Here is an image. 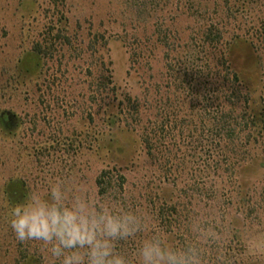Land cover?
Wrapping results in <instances>:
<instances>
[{
	"label": "rangeland",
	"instance_id": "374dc122",
	"mask_svg": "<svg viewBox=\"0 0 264 264\" xmlns=\"http://www.w3.org/2000/svg\"><path fill=\"white\" fill-rule=\"evenodd\" d=\"M227 1L243 5L216 17L242 87L235 113L264 119V0ZM196 21L174 0H0V264L22 261L12 205L64 177L96 197L97 176L114 168L126 177L119 203L142 213L145 234L199 241L204 264H264V137L228 161L218 152L216 85L207 89L204 56L200 74L185 67ZM140 239L118 250L132 255ZM23 243L45 264L38 242Z\"/></svg>",
	"mask_w": 264,
	"mask_h": 264
},
{
	"label": "clouds",
	"instance_id": "9594fccd",
	"mask_svg": "<svg viewBox=\"0 0 264 264\" xmlns=\"http://www.w3.org/2000/svg\"><path fill=\"white\" fill-rule=\"evenodd\" d=\"M9 224L18 241L38 242L45 264H204L199 241L178 247L159 233L145 234L137 209L91 197L67 177L31 189L10 207ZM196 235L213 239L208 229L198 227ZM138 236L131 257L118 250Z\"/></svg>",
	"mask_w": 264,
	"mask_h": 264
},
{
	"label": "trees",
	"instance_id": "16d2710c",
	"mask_svg": "<svg viewBox=\"0 0 264 264\" xmlns=\"http://www.w3.org/2000/svg\"><path fill=\"white\" fill-rule=\"evenodd\" d=\"M174 1L177 8H185L186 12L192 13V16H195L197 19L196 22H198V24L193 30V36L190 37L189 41L182 47V49L186 50L187 59H185V67H189L187 71L191 76L196 75V73L200 74L201 71H203V67H198L196 62L199 56H204V64L207 73L206 78L208 82L206 84L207 89L210 90L213 85H216L217 92L214 95V100L217 103L214 112L211 113L209 110L208 114V132L210 137H213L214 140L216 139V147L219 149L218 152L222 154V156L224 155L225 159L228 161L231 159L229 157H231L232 154L247 153L246 151H248V148L252 145L251 138L258 143L257 138L264 137V125H260V123H264V121H262L264 119L251 114H249V117H238L235 113V106L240 101L239 95L241 94L242 87L237 73L232 70L228 61L227 47L229 43H227L228 46L226 47L223 45L224 34L222 29L219 28L220 22L216 20L219 13H224L226 15V13L229 12V14H232L233 9H236V12L242 11L243 5L235 8L230 6L227 0L225 1V7L217 0H213L211 4L208 2L205 4L204 2L207 0ZM247 2H249V0H243L244 4ZM210 7H212V9ZM211 10L213 13H211ZM166 57H168L167 54ZM172 70L174 71V69ZM174 73L177 74L176 71H174ZM185 75L188 76V74ZM214 76L217 77L213 78ZM214 79L216 84H213ZM109 82L112 83V81ZM244 98L247 104V96ZM117 122H119L118 116L112 114L109 117L110 127L114 128ZM4 123L5 122L0 119L1 127ZM244 134H246L245 137ZM142 141L147 148L148 154L150 156L153 155L154 144L152 137L146 135L142 138ZM262 163H264V159H262ZM217 166H219V164ZM262 168H264V164H262ZM233 170L235 171V168H233ZM95 185L97 196L108 198L117 203H123L125 201L123 191L126 185V177L120 174L117 169L102 170L96 178ZM19 193L20 196L23 194L25 196V189L21 188ZM152 208H156L153 203ZM156 217L160 224L170 227V218L172 216L169 213H164L158 208ZM159 226L161 225L156 227L160 229ZM18 248V256H20L22 260L20 264H39L35 258V253L37 252L33 251L29 243L25 245L23 242H19ZM126 255L132 256L128 252Z\"/></svg>",
	"mask_w": 264,
	"mask_h": 264
}]
</instances>
